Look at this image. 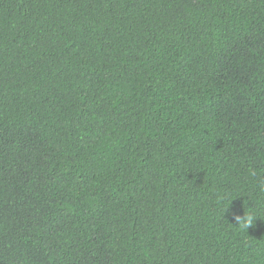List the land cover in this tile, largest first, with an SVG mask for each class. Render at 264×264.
Instances as JSON below:
<instances>
[{
  "label": "trees",
  "instance_id": "1",
  "mask_svg": "<svg viewBox=\"0 0 264 264\" xmlns=\"http://www.w3.org/2000/svg\"><path fill=\"white\" fill-rule=\"evenodd\" d=\"M0 264H264V0H0Z\"/></svg>",
  "mask_w": 264,
  "mask_h": 264
},
{
  "label": "clouds",
  "instance_id": "2",
  "mask_svg": "<svg viewBox=\"0 0 264 264\" xmlns=\"http://www.w3.org/2000/svg\"><path fill=\"white\" fill-rule=\"evenodd\" d=\"M227 209V207H224L222 209V212H225V210ZM253 216H251V214L247 217H243V218H240V217H236V220H237V223L238 225H240L243 229L246 230V228H248L249 226L252 225V222H253Z\"/></svg>",
  "mask_w": 264,
  "mask_h": 264
}]
</instances>
